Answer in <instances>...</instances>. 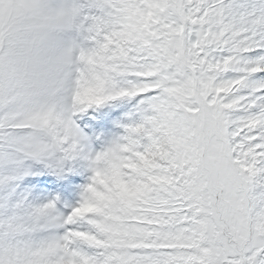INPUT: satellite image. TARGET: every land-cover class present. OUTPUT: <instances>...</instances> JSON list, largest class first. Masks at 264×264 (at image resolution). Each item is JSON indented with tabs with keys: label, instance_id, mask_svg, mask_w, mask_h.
<instances>
[{
	"label": "snow or ice",
	"instance_id": "obj_1",
	"mask_svg": "<svg viewBox=\"0 0 264 264\" xmlns=\"http://www.w3.org/2000/svg\"><path fill=\"white\" fill-rule=\"evenodd\" d=\"M0 264H264V0H0Z\"/></svg>",
	"mask_w": 264,
	"mask_h": 264
},
{
	"label": "rangeland",
	"instance_id": "obj_2",
	"mask_svg": "<svg viewBox=\"0 0 264 264\" xmlns=\"http://www.w3.org/2000/svg\"><path fill=\"white\" fill-rule=\"evenodd\" d=\"M49 5L52 8L63 10L68 7L72 6H84L86 5V0H48ZM86 10V8H85ZM60 38L65 42H71L73 40H80L81 37L78 35V33L72 29H68L62 33L59 34ZM112 109L117 110L116 117L114 118L117 123L118 127L111 129L108 126V120L110 119V114L112 112ZM91 121L92 124H88V126H91V135H87L86 132H83L84 135L88 138L89 142L90 139L95 140V142L99 143L100 150L101 148L107 146L112 141L116 140L119 136L123 134V128L121 125L127 124L131 121H135L138 119V114L135 112V101L134 99H121L117 101L107 102L97 108L90 109L87 113L86 117ZM99 123V126H97ZM77 125H83L88 130V126L81 122V120L76 121ZM114 132V138H112L109 134L110 131ZM108 134V135H107ZM93 151H98L95 147H92ZM66 168L74 169L73 171H68L65 173V180L64 181H57V183H65L68 177H75V180L73 184L70 186L71 190H58V198L63 202L64 205H73L77 202V200L80 198V191L81 186L85 184L88 180V177L90 173L82 168L78 164L73 163H67L65 164ZM54 180H56V177L50 176ZM28 178L26 177L25 180H21L19 182V188L18 191L25 192L30 191L34 196H37L38 193L36 192V186L27 184L25 181ZM86 179V180H85ZM81 180L80 183H77L75 181ZM84 180V181H83ZM76 193V195H75ZM66 210V209H64Z\"/></svg>",
	"mask_w": 264,
	"mask_h": 264
},
{
	"label": "bare ground",
	"instance_id": "obj_3",
	"mask_svg": "<svg viewBox=\"0 0 264 264\" xmlns=\"http://www.w3.org/2000/svg\"><path fill=\"white\" fill-rule=\"evenodd\" d=\"M90 124H92V123H90Z\"/></svg>",
	"mask_w": 264,
	"mask_h": 264
}]
</instances>
